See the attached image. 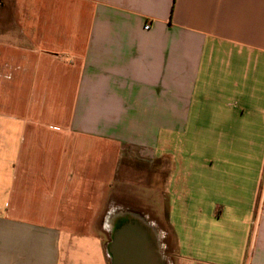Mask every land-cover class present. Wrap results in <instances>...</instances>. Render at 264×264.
Segmentation results:
<instances>
[{"label": "crops", "instance_id": "1", "mask_svg": "<svg viewBox=\"0 0 264 264\" xmlns=\"http://www.w3.org/2000/svg\"><path fill=\"white\" fill-rule=\"evenodd\" d=\"M107 143L167 164L178 264H264V0H0V264H107L60 211Z\"/></svg>", "mask_w": 264, "mask_h": 264}, {"label": "rangeland", "instance_id": "2", "mask_svg": "<svg viewBox=\"0 0 264 264\" xmlns=\"http://www.w3.org/2000/svg\"><path fill=\"white\" fill-rule=\"evenodd\" d=\"M175 151L177 155L184 157L179 148ZM80 154L87 158L80 163L88 168V176L75 173L73 183L65 187L72 195L67 197L68 206L66 204L64 209H60L68 219L64 229L74 236H96L102 239L108 252L113 234L110 231L114 228L110 222L108 224V218L111 219V215H114L122 222H127L125 215L132 213L140 219L135 225L140 229L138 232L145 242L157 253L159 264H178V245L175 232L169 224L168 198L164 190V183H168L167 164L161 160L150 162L148 158H142L138 150L121 148L112 143L106 144L105 162L98 161L99 153L93 152V149ZM100 154L101 157L104 156L102 151ZM98 170L104 172L100 180L94 177ZM98 180L99 183H96ZM74 186L76 191H72ZM100 187L101 194L99 191L95 193L94 189ZM105 205L107 208L98 219L100 224L94 227L96 210ZM127 207L132 208V211L126 212ZM117 211L126 213L121 216ZM107 264H111L109 256Z\"/></svg>", "mask_w": 264, "mask_h": 264}, {"label": "water", "instance_id": "3", "mask_svg": "<svg viewBox=\"0 0 264 264\" xmlns=\"http://www.w3.org/2000/svg\"><path fill=\"white\" fill-rule=\"evenodd\" d=\"M125 216L129 219V215ZM132 221L133 223L131 224V222H122L118 218V227L115 228L112 234V241L108 246L111 264H159L160 259L157 253L149 247L144 237L138 232L140 229L135 225L136 221H139L138 218L136 217ZM127 225L133 226L134 229L130 227L127 229L122 228ZM121 229L122 232H120Z\"/></svg>", "mask_w": 264, "mask_h": 264}, {"label": "flooded vegetation", "instance_id": "4", "mask_svg": "<svg viewBox=\"0 0 264 264\" xmlns=\"http://www.w3.org/2000/svg\"><path fill=\"white\" fill-rule=\"evenodd\" d=\"M127 210H126V212H128V211H132V208H130V207H127L126 208ZM126 212H124V213H126ZM117 213H119V211H117ZM123 213V211H121L119 214L121 215V214H124ZM116 214V213H115ZM112 216H114V215H111V219H110V223H111V226H114L115 228H116V225H117V222H116V216H114V218H112ZM116 223V224H115ZM118 226V225H117ZM114 230L115 229H112L111 231H110V233H113L114 232ZM111 241H112V238H111ZM111 241H110V243H111ZM109 243V244H110Z\"/></svg>", "mask_w": 264, "mask_h": 264}, {"label": "bare ground", "instance_id": "5", "mask_svg": "<svg viewBox=\"0 0 264 264\" xmlns=\"http://www.w3.org/2000/svg\"><path fill=\"white\" fill-rule=\"evenodd\" d=\"M128 215H129V219H130V220L127 219V220H128L127 222H128V223L131 222V224L133 223V221H132L133 219H135L136 217L138 218V216L135 217L132 213H131V214H128ZM139 220H140V219H139ZM107 222H108V224H109V222H110V218H108ZM116 222H118V218H116ZM136 222H137V221H136ZM138 222H140V221H138ZM115 224H116V223H115ZM135 224H136V223H135ZM128 225H129V224H128ZM128 225H127V226H124V227H122V228H123V229H125V228L127 229L128 227H130V226H128ZM114 228H115V227H114ZM114 228H113V229H114ZM130 228H133V229H134L133 226L130 227ZM114 231H115V230H114ZM131 231H132V230H131ZM120 232H122V229H121ZM120 232H119V233H120ZM145 232H146V230H145ZM154 237H155V236H154V234H153V239H154Z\"/></svg>", "mask_w": 264, "mask_h": 264}]
</instances>
